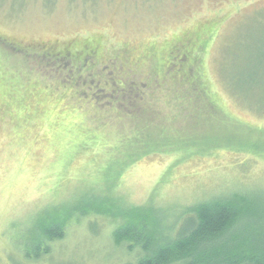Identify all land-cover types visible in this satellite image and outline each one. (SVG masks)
Masks as SVG:
<instances>
[{
  "label": "rangeland",
  "instance_id": "374dc122",
  "mask_svg": "<svg viewBox=\"0 0 264 264\" xmlns=\"http://www.w3.org/2000/svg\"><path fill=\"white\" fill-rule=\"evenodd\" d=\"M256 109L264 0H0V264L60 204L151 209L163 243L195 203L263 200ZM106 216L47 264H125Z\"/></svg>",
  "mask_w": 264,
  "mask_h": 264
},
{
  "label": "trees",
  "instance_id": "16d2710c",
  "mask_svg": "<svg viewBox=\"0 0 264 264\" xmlns=\"http://www.w3.org/2000/svg\"><path fill=\"white\" fill-rule=\"evenodd\" d=\"M190 52L193 51L185 53ZM179 74L186 83L188 76ZM257 114L264 116V110ZM252 195L234 192L187 207L172 239L163 243L159 241L162 232L152 223L151 209L138 206L122 210L110 199L102 203L114 204L115 210L110 204L105 213L94 202L60 204L38 216L33 230H27L29 238L25 237L18 258L11 262L47 264L54 254V245L67 236L71 222L123 215L111 238L114 247L127 256L125 264H264V199ZM97 223L90 221L93 233H97L93 228Z\"/></svg>",
  "mask_w": 264,
  "mask_h": 264
},
{
  "label": "flooded vegetation",
  "instance_id": "af4514ba",
  "mask_svg": "<svg viewBox=\"0 0 264 264\" xmlns=\"http://www.w3.org/2000/svg\"><path fill=\"white\" fill-rule=\"evenodd\" d=\"M81 59H82V58H81ZM168 68H170V67L168 66ZM179 73H181V71H179L178 73L176 72V74H175V75H177V77H178V78H177V82H178V83H179V82H183L182 79H183V77H184V76L181 77ZM182 73H184V71H182ZM116 84H117L118 87H122V85L124 84V81H123L122 83L117 82ZM107 86L109 87L108 83H105V84H104V87H99V88H101V89H99V91H101V92H105L104 90L107 89ZM92 89H93V88H92ZM92 89H91V90H92ZM105 95H106V94H105ZM105 95H104V97H105ZM98 97L100 98L101 95H100V96L98 95ZM142 98H143V97H142ZM107 104H108V103H107Z\"/></svg>",
  "mask_w": 264,
  "mask_h": 264
}]
</instances>
